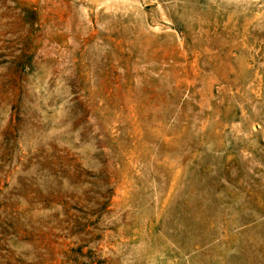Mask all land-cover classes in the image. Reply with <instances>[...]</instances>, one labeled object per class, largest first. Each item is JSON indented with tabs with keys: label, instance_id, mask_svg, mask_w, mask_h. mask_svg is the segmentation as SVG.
<instances>
[{
	"label": "rangeland",
	"instance_id": "374dc122",
	"mask_svg": "<svg viewBox=\"0 0 264 264\" xmlns=\"http://www.w3.org/2000/svg\"><path fill=\"white\" fill-rule=\"evenodd\" d=\"M0 264H264V0H0Z\"/></svg>",
	"mask_w": 264,
	"mask_h": 264
}]
</instances>
